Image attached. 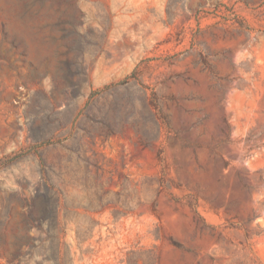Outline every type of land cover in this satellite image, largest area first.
<instances>
[{
  "label": "rangeland",
  "instance_id": "374dc122",
  "mask_svg": "<svg viewBox=\"0 0 264 264\" xmlns=\"http://www.w3.org/2000/svg\"><path fill=\"white\" fill-rule=\"evenodd\" d=\"M0 264H264V0H0Z\"/></svg>",
  "mask_w": 264,
  "mask_h": 264
}]
</instances>
